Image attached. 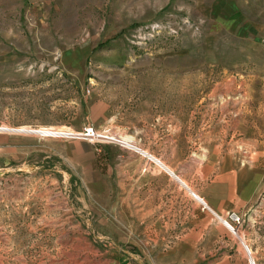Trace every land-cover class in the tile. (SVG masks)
Returning a JSON list of instances; mask_svg holds the SVG:
<instances>
[{
    "label": "rangeland",
    "instance_id": "374dc122",
    "mask_svg": "<svg viewBox=\"0 0 264 264\" xmlns=\"http://www.w3.org/2000/svg\"><path fill=\"white\" fill-rule=\"evenodd\" d=\"M86 130L129 137L210 210ZM250 259L264 264V0H0V264Z\"/></svg>",
    "mask_w": 264,
    "mask_h": 264
},
{
    "label": "built area",
    "instance_id": "2783aa9c",
    "mask_svg": "<svg viewBox=\"0 0 264 264\" xmlns=\"http://www.w3.org/2000/svg\"><path fill=\"white\" fill-rule=\"evenodd\" d=\"M160 29H161L160 25L151 24L150 27L147 29L146 34L144 33L143 38L148 37L149 40L155 39L156 38L155 34H159ZM86 131L88 133H83V134L87 135V137L95 136L97 138H100V139H103L106 141H114V142H117L120 145H123L124 147L128 148L134 154L138 155L139 157H141L142 159L146 160L147 162L152 164L154 167L159 169V171L165 173L170 179H172L175 183H177L181 189H185V190L189 191L190 194L192 195L193 199L195 200V202L201 207L202 210H210L206 201L202 197H200L198 194H195L189 187H187V185L180 179V177L178 175H176L173 171H171L163 163V161L160 158L150 154L149 152H147L146 150L136 146L132 142H124L120 138L117 139V138L111 137L110 135H100V134H95L94 132H90L88 130H86ZM36 133H39L40 135H43L45 137H55V138H64V137H68V136L73 135L69 131L57 130V129H53V128L40 129V130H37ZM225 225H227L226 222H225ZM249 261H250V264H252V259H250Z\"/></svg>",
    "mask_w": 264,
    "mask_h": 264
},
{
    "label": "bare ground",
    "instance_id": "6f19581e",
    "mask_svg": "<svg viewBox=\"0 0 264 264\" xmlns=\"http://www.w3.org/2000/svg\"><path fill=\"white\" fill-rule=\"evenodd\" d=\"M122 141H124V142H125V141L128 142V141H131V139H130L129 137H123V138H122ZM229 225H230V224H229ZM230 226H231V225H230Z\"/></svg>",
    "mask_w": 264,
    "mask_h": 264
}]
</instances>
